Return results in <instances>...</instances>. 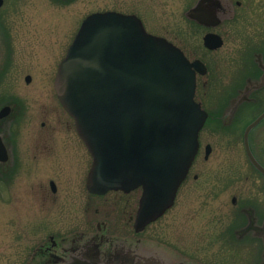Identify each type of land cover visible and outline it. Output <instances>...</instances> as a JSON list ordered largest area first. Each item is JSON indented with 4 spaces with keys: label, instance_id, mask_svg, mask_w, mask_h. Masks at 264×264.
<instances>
[{
    "label": "rangeland",
    "instance_id": "obj_1",
    "mask_svg": "<svg viewBox=\"0 0 264 264\" xmlns=\"http://www.w3.org/2000/svg\"><path fill=\"white\" fill-rule=\"evenodd\" d=\"M196 2L3 0L0 108L12 111L0 121L10 151L0 167L7 178L0 179V264H23L48 235L92 229L97 221L133 235L141 191L98 196L86 190L92 159L54 91L58 65L81 22L107 11L137 16L149 34L207 68L197 78L196 101L211 113L200 142L202 149L210 142L212 154L204 160L200 151L173 206L137 237L178 254L181 264H264V178L251 167L243 145L246 124L264 111V96H254L264 95V0H227L222 23L213 29L186 18ZM206 32L219 34L222 47L206 49ZM222 114L225 125L233 116L238 122L216 132L212 119ZM250 138L264 163V121ZM229 230L245 237L230 239Z\"/></svg>",
    "mask_w": 264,
    "mask_h": 264
},
{
    "label": "water",
    "instance_id": "obj_2",
    "mask_svg": "<svg viewBox=\"0 0 264 264\" xmlns=\"http://www.w3.org/2000/svg\"><path fill=\"white\" fill-rule=\"evenodd\" d=\"M223 2L198 0L185 16L215 27ZM203 45L216 50L223 40L208 33ZM196 72L206 73L200 60L191 62L179 47L148 34L139 18L117 12L87 16L58 66L57 98L92 157L86 188L95 195L141 188L137 232L173 205L197 153L207 113L194 100ZM10 113L4 106L0 121ZM263 120L264 112L246 127L243 142L250 164L264 176L249 145L251 130ZM8 159L0 134V163ZM167 259L181 264L179 256Z\"/></svg>",
    "mask_w": 264,
    "mask_h": 264
},
{
    "label": "flooded vegetation",
    "instance_id": "obj_3",
    "mask_svg": "<svg viewBox=\"0 0 264 264\" xmlns=\"http://www.w3.org/2000/svg\"><path fill=\"white\" fill-rule=\"evenodd\" d=\"M224 2L226 3L227 0H224ZM221 8H223V4L221 5ZM193 23L205 29H213L219 26L222 22L215 27H207L204 25H199L194 21ZM208 33H214V32H206V34ZM209 51H214V50H209ZM259 73L260 76L263 77V74H261V70L259 71ZM259 73L257 75H259ZM196 76L198 78V73ZM196 91H197V85H196ZM233 96H240V95H233ZM254 96H264V95L257 92V94H255ZM206 113L208 114L206 119L207 122V120L210 118L209 114L211 113L207 111ZM222 116L223 114L220 116H213L214 118L212 119L214 123L213 126L216 132L220 130L227 132L233 128L232 125L237 124L238 122L237 117L233 116L230 124L225 125L224 116L223 117ZM255 119H253L251 122H253ZM251 122L247 123L245 128ZM205 124L201 129V131L199 132V136H198L199 148L196 157L199 155L200 151L203 150V159L207 160L212 154L213 148L210 142H206L203 146V149L201 147L202 144L200 142V138L202 136L201 133L205 128ZM251 132L249 135V145L251 150L253 151V154L256 156L253 150V146L251 144V138H250ZM211 137L215 138V132H210V138ZM3 141L5 140L3 139ZM6 147L9 154L10 153L9 147L7 145ZM5 164L7 163H0V167L4 168ZM1 174H0L1 177L0 179H2L3 181L6 180L7 178ZM193 178L197 179V176L194 175ZM51 183L53 182L51 181L49 182L50 190L53 193H55L56 187H54L53 190L51 188ZM233 202L235 203V199L233 200ZM136 213H137V209L134 216L132 217L133 235H122L120 233L117 234L111 229V224L109 221H97L93 224L92 229H80L70 232L66 235H53V234L48 235L41 243H39L33 249L32 253L29 254L27 260L23 264H177L178 262L177 263L176 261L171 262L167 259V255L173 256V254H170L165 249L157 246L153 242V240L148 238L143 239L137 237V235L142 233L145 229H147L150 226V224L154 223L155 221L149 223L141 231L137 232L135 228ZM230 231L231 230H229V234H228L230 235L229 236L230 239L233 237L236 239H239V237L241 239L242 237L243 238L245 237V236H241V234L239 235L238 233H236V231H234V233L233 232L231 233ZM174 255L178 256V254H174Z\"/></svg>",
    "mask_w": 264,
    "mask_h": 264
},
{
    "label": "trees",
    "instance_id": "obj_4",
    "mask_svg": "<svg viewBox=\"0 0 264 264\" xmlns=\"http://www.w3.org/2000/svg\"><path fill=\"white\" fill-rule=\"evenodd\" d=\"M257 157V156H256ZM259 160V162H261V164L264 166V163L260 160V159H258Z\"/></svg>",
    "mask_w": 264,
    "mask_h": 264
}]
</instances>
